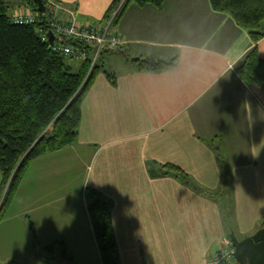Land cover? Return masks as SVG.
<instances>
[{"label": "crops", "instance_id": "0c3cea01", "mask_svg": "<svg viewBox=\"0 0 264 264\" xmlns=\"http://www.w3.org/2000/svg\"><path fill=\"white\" fill-rule=\"evenodd\" d=\"M22 1L11 0L12 11L27 12ZM56 1L89 28L105 26L113 2ZM109 30L123 43L102 58L119 52L127 62L109 71L115 85L95 76L77 141L27 166L0 220V264H37V245L50 244L49 264H66L61 244L75 264H102L88 187L111 201L120 264H203L231 233L264 227V86L246 85L235 70L253 45L248 32L209 0L131 3ZM257 48L264 61V36ZM148 56H177V65L137 71L131 60ZM162 165L189 181L162 175Z\"/></svg>", "mask_w": 264, "mask_h": 264}, {"label": "trees", "instance_id": "16d2710c", "mask_svg": "<svg viewBox=\"0 0 264 264\" xmlns=\"http://www.w3.org/2000/svg\"><path fill=\"white\" fill-rule=\"evenodd\" d=\"M11 0H0V220L5 215L29 163L46 153L60 150L77 141L81 121V105L95 76L102 72L112 85L116 76L103 67V47L99 50L88 73L95 47L83 41L57 38L50 44L48 22L39 12L35 0H23V6L37 16L32 24H16L12 16ZM213 10L230 15L235 23L246 30L253 43L236 63L235 70L246 85L264 86V61L257 48L264 36V0H209ZM44 3V0H42ZM131 3L153 4L161 7L162 0H113L105 16L110 19L118 7L109 28ZM52 32V31H51ZM46 36L45 40L41 36ZM78 46L86 50V60L78 68L62 52L54 50L53 43ZM116 51L118 48H108ZM177 56L169 59L134 58L139 72L161 73L177 65ZM88 73V74H87ZM50 129V130H48ZM162 175L175 177L182 182L188 176L171 165L160 166ZM224 180V177H223ZM206 194L208 192L204 191ZM87 212L102 264H120L113 236L111 201L101 192L85 189ZM32 228V227H31ZM34 263L49 264L55 260L53 245L38 246ZM59 258L66 264H75L61 244ZM7 264H27L9 262Z\"/></svg>", "mask_w": 264, "mask_h": 264}, {"label": "built area", "instance_id": "2783aa9c", "mask_svg": "<svg viewBox=\"0 0 264 264\" xmlns=\"http://www.w3.org/2000/svg\"><path fill=\"white\" fill-rule=\"evenodd\" d=\"M43 5L44 12L42 14L48 22V29L52 31L58 41L73 39L83 41L95 47L88 73L93 67L101 48H117L123 43L120 38L110 32V20L107 22L105 28H89L78 24L75 20V13L65 10L58 1L44 0ZM117 9L112 12L111 17H114ZM63 13L68 14L69 17L66 19ZM12 17L13 22L16 24H32L38 20L37 16L35 17L29 11L25 13L16 12ZM45 37L43 35L41 39L45 40ZM52 46H54V50L60 51L65 56L72 57L76 61L86 60L88 56L86 50L78 46H71L60 42L53 43ZM203 264H236L235 249L230 239L222 240L219 250L207 258Z\"/></svg>", "mask_w": 264, "mask_h": 264}, {"label": "water", "instance_id": "95a60500", "mask_svg": "<svg viewBox=\"0 0 264 264\" xmlns=\"http://www.w3.org/2000/svg\"><path fill=\"white\" fill-rule=\"evenodd\" d=\"M38 10L44 12L42 0H35ZM49 43L56 38L51 31L47 33ZM230 241L235 249L236 264H264V227L257 230L251 236L238 239L234 233H231Z\"/></svg>", "mask_w": 264, "mask_h": 264}, {"label": "rangeland", "instance_id": "374dc122", "mask_svg": "<svg viewBox=\"0 0 264 264\" xmlns=\"http://www.w3.org/2000/svg\"><path fill=\"white\" fill-rule=\"evenodd\" d=\"M110 23L109 25L111 24L112 20H113V17L110 16ZM107 26V22L105 24V26L103 27H100V28H105ZM128 57L129 58H132L134 57L136 54L134 52H128L127 53ZM103 67H105V69L107 71H115V70H118V69H121L124 65L123 63L121 62H124V64L127 62L126 59H124V57L119 53V52H113L112 54H108V55H105V58H103ZM50 130V129H48ZM30 257L32 258L33 256H29L28 258L30 259Z\"/></svg>", "mask_w": 264, "mask_h": 264}, {"label": "flooded vegetation", "instance_id": "af4514ba", "mask_svg": "<svg viewBox=\"0 0 264 264\" xmlns=\"http://www.w3.org/2000/svg\"><path fill=\"white\" fill-rule=\"evenodd\" d=\"M242 239V238H241Z\"/></svg>", "mask_w": 264, "mask_h": 264}]
</instances>
